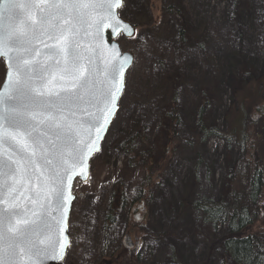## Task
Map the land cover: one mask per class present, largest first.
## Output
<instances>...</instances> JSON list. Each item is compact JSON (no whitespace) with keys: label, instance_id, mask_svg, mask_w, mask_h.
Returning <instances> with one entry per match:
<instances>
[{"label":"rangeland","instance_id":"rangeland-1","mask_svg":"<svg viewBox=\"0 0 264 264\" xmlns=\"http://www.w3.org/2000/svg\"><path fill=\"white\" fill-rule=\"evenodd\" d=\"M124 3L120 15L137 28L138 34L136 39L120 36L118 41L124 50L135 55V63L128 73L117 117L101 151L92 160L90 181L78 180L75 184L71 247L65 264H96L100 258L106 263L115 259L121 262L127 252L132 257L141 254L143 261H163L171 248L179 252L182 264H217L219 255L212 253L209 240L189 231L191 216L177 214L174 207L189 193L195 198H218L227 169L239 156L236 143L229 146L218 136L203 141L195 121L201 96L207 92L209 122L227 131L226 117L238 111L240 104L234 96L237 80L247 69L255 77L264 75V0H124ZM170 10L180 11L193 31L205 33L204 46L177 44L179 20ZM177 59L181 61L179 64L175 63ZM5 70L2 61L1 83ZM174 74L182 77L179 89L164 90L163 86L170 82L167 79ZM172 96L176 97L181 125L179 137L168 146V159L163 158L151 169H146L144 162L135 165L132 156L122 149L123 142L139 133L141 124L146 126L148 142L157 141L162 112L168 107L164 105H169ZM169 138L167 134L162 141ZM145 145L140 142L137 150H144ZM147 175H152L158 186L156 194L148 206L136 205L137 212L133 209L131 213H117L108 236L104 228L115 187L123 188V184L131 187L132 181ZM135 221L141 222L143 233L132 231ZM127 234L135 242L148 234L156 244L149 247L145 242V247L132 255L123 246ZM117 240L125 251L105 253L104 244L115 248Z\"/></svg>","mask_w":264,"mask_h":264},{"label":"snow or ice","instance_id":"snow-or-ice-1","mask_svg":"<svg viewBox=\"0 0 264 264\" xmlns=\"http://www.w3.org/2000/svg\"><path fill=\"white\" fill-rule=\"evenodd\" d=\"M29 4L49 5L50 9H41L38 20L32 18L30 11L24 18L25 13L18 9ZM124 6V0H0V20L5 13L10 18H20L19 25L10 27L6 35L0 30V58H4L8 68L0 90V106H6L0 108V121L8 125V131L0 133V146L7 145V150L0 147V192L11 196V200L0 196V264H16L21 252L32 264H47L49 260L61 264L71 247V226L64 227V214L69 210V200L76 199L68 189L72 167L83 162L85 153L93 151L96 141L103 138L101 133L108 131L112 117L120 110L119 100L127 87L126 64L132 60L130 54L123 53L108 63L103 69L105 90L96 96L89 84L96 74L93 59L100 60L102 50L98 46L82 48V37H77L81 28L84 36L93 35L88 29H94L95 38L103 40L107 25L113 36L122 26L120 34L136 39L138 30L114 11L123 10ZM113 19L114 24L110 23ZM38 27L54 41L53 45H46L48 51L64 61L63 66L60 60L53 62L59 71V91L54 93L43 90L47 69L33 63L39 55L33 47ZM191 51L195 56V51ZM53 78L50 74L48 82ZM37 80L41 82L39 88L34 86ZM78 113L86 118H77ZM65 156L71 158L72 166H65ZM21 181H35L41 186L43 191L30 199L35 203L43 195L54 200L59 219L53 216L49 223L44 213L19 205L17 196L12 194H19L24 188ZM53 235L57 239L53 240ZM124 242L137 252L145 247V242L149 247L156 244L150 237H138L133 244L131 237L125 236Z\"/></svg>","mask_w":264,"mask_h":264},{"label":"trees","instance_id":"trees-1","mask_svg":"<svg viewBox=\"0 0 264 264\" xmlns=\"http://www.w3.org/2000/svg\"><path fill=\"white\" fill-rule=\"evenodd\" d=\"M236 6L238 7L237 3ZM170 11L179 20L176 30L177 44L181 47L193 44L204 46L207 37L205 33L193 31L183 20L180 11ZM167 80L170 82L163 88L170 91L171 88L179 89L182 77L174 74ZM237 86L234 96L240 104L237 107L238 111L226 117L229 123L227 131H222L217 124L209 122L206 108L210 105V100L205 96L207 92L201 96L202 102L195 121L203 141L218 136L229 146L236 143L239 147L238 158L230 164L225 174L220 196L195 198L192 193H189L185 199L175 203L174 211L179 215L191 216L189 231L209 240L212 253L219 255L217 264H264V154H261L264 153L262 150L264 146V75L255 77L247 69L237 80ZM164 106L168 107L162 112L157 141L148 142L146 126L141 124L140 132L122 144V149L132 156L135 165L144 162L146 169H151L163 158L168 159V146L172 140L173 143L179 137L181 114L176 104V97L172 96L169 105L167 103ZM167 134L170 138L163 142ZM140 142L147 144L142 151L137 150ZM159 166L163 167V165ZM131 184V187H126V184H123V188L120 185L115 187L104 228L108 236L112 224L116 221L117 213L124 211L131 213L133 209L137 212L136 205L148 206L158 189L152 175L139 178ZM135 222L137 223L132 225V231L143 233L141 222ZM144 236L148 237V234ZM114 243L115 248L111 244H104V252L108 250L121 253L124 250L120 240ZM162 260L143 261L141 254L132 257L127 252L123 254V261L119 262L120 260L115 259L109 264L113 262L115 264L183 263L179 252L173 248ZM103 263L106 264L102 258L96 262V264Z\"/></svg>","mask_w":264,"mask_h":264},{"label":"water","instance_id":"water-1","mask_svg":"<svg viewBox=\"0 0 264 264\" xmlns=\"http://www.w3.org/2000/svg\"><path fill=\"white\" fill-rule=\"evenodd\" d=\"M41 9L48 10V9H50V6L49 5H42V4H29V5L22 6L20 9H18V11L25 13L24 18L27 17V13L30 11L32 14V18L38 20L40 15L42 14ZM97 11H101V9L98 8ZM114 11L117 13L118 17L120 19H122L125 23L131 24L130 22L126 21L120 15V9H114ZM19 23H20V18H10L8 16V14L5 13L3 19L0 20V30H2L3 34L6 35L7 30L10 27H16L19 25ZM110 23L114 24L115 19L110 21ZM131 25H133V24H131ZM122 30H123L122 26L117 28L116 29L117 35L113 36L111 34V31H112L111 28H109L106 25L104 30H103V40H97L94 36V29H88V32L93 34V35H89V36H84L83 35V29L82 28L80 29V37H77V38L81 39V37H82V39H81L82 48L89 47V46L95 48L98 46L102 50L101 59L100 60H95V58L93 59V66L96 69V74H95L94 80H91L90 84H89V90L92 93H94L96 96L100 95V93L105 90L106 82H105V76H104L103 69L107 66L108 63L119 59L120 54L128 53L131 55L132 60L126 64V72H125L126 77L128 76V73L131 70V68L134 66L135 55L131 51L124 50L118 41L120 36H124V35L120 34V33H122ZM36 37L37 38L33 41V47L39 51V55H37L35 57V60H33V63L39 64L40 67L43 69H47V71L44 72L45 87L43 90L46 93H54L56 91H59V86L57 84V80L59 78V71L53 62H54V60H60L61 66H63L64 61L61 57L53 56L48 51V48L46 47V45H53L54 41L48 39L47 31L38 27L36 29ZM57 47H60V45H57ZM28 58L31 59V57H28ZM2 61L4 63L6 72H5L4 80L0 85V90H3V85H4V82H5V79L7 77V73H8V68L6 66L4 58H0V62H2ZM50 74L55 78L51 79V82H48L50 79ZM14 78H15V75H14ZM34 86L39 88L41 86V82L39 80L34 81ZM124 93H125V91H124ZM123 95L120 97L119 105H120V102H121ZM45 99H47V96L45 97ZM3 107H6V106H0V108H3ZM85 107H88L89 111H94V109H92L91 107H89L87 105H85ZM118 112H116L114 117H112V123L109 126L108 131L106 133H101L103 138L98 139L96 141V144L94 146L93 151H89V152L85 153L83 162L81 164H78V165H75L74 167H72V173H71L72 179L70 181H68V189H69V192L72 196H75L77 198V196L74 192V188H75V184L78 180L82 181L83 183H88L90 181L92 160L101 151L103 143H104V141H105V139L109 133V130H110L113 122L115 121V119L117 117ZM77 118H86V117H84L82 114L78 113ZM7 131H8L7 122L6 121H0V133H6ZM85 140H87V137H85ZM0 147H2L3 150H7V145H3ZM60 159L61 158L58 156V160H60ZM63 159H67V161H68L67 165H65V166H72L73 165V161L71 160V158L65 156V157H63ZM0 182H2V178H0ZM21 183L24 184V188L20 191V193L19 194H17V193L12 194V195L17 196L16 202L19 205H21L22 207H26L29 209L36 210L39 213H44L45 218L48 220L49 223H52V217L53 216H55L56 219H59V213L56 210V204H55L54 200L47 199L43 195L35 203H33L32 200L30 199V198H34L35 194L37 192L43 191L41 186L36 184L35 181L32 184H29L26 181H21ZM0 196H2L4 199L11 200V196L7 192H0ZM75 201H76V199L75 200H69V202H68L69 210H68V212H66L64 214V217H65L64 227L65 228H68L70 225L71 214H72V210H73V206H74ZM65 235H66V233H65ZM126 236L131 237V235H129V234H127ZM41 239H43V237H41ZM52 239L53 240L57 239V236L53 235ZM59 239L63 240V235H60ZM70 240H71V236H70ZM131 241L133 244L136 243L132 239V237H131ZM6 245H7V232L5 231V248H6ZM123 246L126 249H128L132 255L137 253V251H135L132 247L127 245L124 241H123ZM41 247H43V245H41ZM69 249L70 248L67 249V253H68ZM66 257H67V254L64 257L63 261L61 262V264H65ZM16 264H32V261L29 259V257L25 253L21 252L19 258L16 261ZM47 264H57V262L54 260H49V261H47Z\"/></svg>","mask_w":264,"mask_h":264},{"label":"flooded vegetation","instance_id":"flooded-vegetation-1","mask_svg":"<svg viewBox=\"0 0 264 264\" xmlns=\"http://www.w3.org/2000/svg\"><path fill=\"white\" fill-rule=\"evenodd\" d=\"M106 264H109V263H106Z\"/></svg>","mask_w":264,"mask_h":264}]
</instances>
